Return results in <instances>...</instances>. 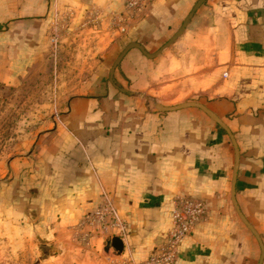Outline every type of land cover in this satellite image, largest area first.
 <instances>
[{
  "label": "crops",
  "instance_id": "crops-1",
  "mask_svg": "<svg viewBox=\"0 0 264 264\" xmlns=\"http://www.w3.org/2000/svg\"><path fill=\"white\" fill-rule=\"evenodd\" d=\"M147 0L90 79L36 139L16 206L63 226L108 196L137 262L163 247L178 198L206 214L174 264H259L264 249V0ZM126 0H77L120 12ZM48 0H0V83L16 86L46 49ZM112 76L111 68L123 51ZM199 103L232 134L196 107ZM237 165L235 182L233 175ZM237 206L235 207L232 197ZM126 255V249L124 250ZM264 264V257L261 261Z\"/></svg>",
  "mask_w": 264,
  "mask_h": 264
},
{
  "label": "rangeland",
  "instance_id": "rangeland-1",
  "mask_svg": "<svg viewBox=\"0 0 264 264\" xmlns=\"http://www.w3.org/2000/svg\"><path fill=\"white\" fill-rule=\"evenodd\" d=\"M48 1L46 49L16 86L0 83V264H130L124 248L120 256L105 250L116 235L106 222L92 221L93 213L63 226L35 204L20 210L15 194L26 188L24 161L34 153L38 135L61 125L59 115L90 79L104 48L146 7L129 9L126 0L121 12L103 11L77 0Z\"/></svg>",
  "mask_w": 264,
  "mask_h": 264
},
{
  "label": "built area",
  "instance_id": "built-area-1",
  "mask_svg": "<svg viewBox=\"0 0 264 264\" xmlns=\"http://www.w3.org/2000/svg\"><path fill=\"white\" fill-rule=\"evenodd\" d=\"M145 2V0H128L127 6L129 9L144 8L146 7ZM51 42L56 44V37H52ZM205 214L206 207L202 200L190 197L175 199L170 214L171 228L167 233L163 247L140 262L135 261L131 255L127 224L108 196L104 197L102 205L91 218L94 222L107 223V228L113 231V234L123 243L130 264H174L177 259L179 243L204 219Z\"/></svg>",
  "mask_w": 264,
  "mask_h": 264
},
{
  "label": "water",
  "instance_id": "water-1",
  "mask_svg": "<svg viewBox=\"0 0 264 264\" xmlns=\"http://www.w3.org/2000/svg\"><path fill=\"white\" fill-rule=\"evenodd\" d=\"M206 0H198L197 3L195 4L192 12L190 13V15L186 18L184 24H183V28L187 25L192 13L198 9ZM139 48L141 49V46L136 44V43H131L129 45H127L123 51L119 54V56L117 57V59L115 60L112 68H111V71H110V75L112 76L115 68L119 65L121 59L124 57V55L126 54V52L128 50H130L131 48ZM183 107H196V108H199L201 109L202 111H204L213 121H215L216 123H218L221 127H223L226 132L228 133L230 139H231V142L234 146V149H235V153H236V162H237V158H238V150H237V147H236V144H235V141H234V138L232 136V134L228 131V129L223 125V123L215 116L213 115L208 109H206V107H204L202 104H199V103H185V104H182V105H178V106H175V107H168V108H162V107H159L160 110L162 111H172V110H175V109H180V108H183ZM236 169H237V165H235V169H234V175H233V183L235 182V175H236ZM232 200H233V203L235 205V207L237 208L236 204H235V201H234V196L232 197ZM238 214L240 216V218L242 219V221L245 223V225L250 229V231L253 233V235L256 237V239L258 240L259 244H260V247H261V257H260V261H259V264H261V261L264 257V249H263V246L261 244V241H260V238L259 236L257 235V233L254 231V229L247 223V221L244 219V217L241 215V213L238 211ZM123 243L121 242V240L118 238V237H110L109 241L107 242V245H106V251L112 249L114 250V253L115 255L117 256H120L122 253H123Z\"/></svg>",
  "mask_w": 264,
  "mask_h": 264
}]
</instances>
